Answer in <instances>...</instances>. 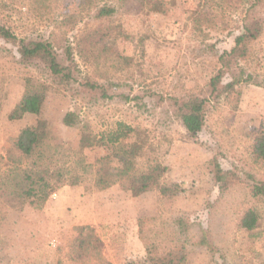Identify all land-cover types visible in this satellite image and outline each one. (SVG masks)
<instances>
[{"label": "rangeland", "instance_id": "374dc122", "mask_svg": "<svg viewBox=\"0 0 264 264\" xmlns=\"http://www.w3.org/2000/svg\"><path fill=\"white\" fill-rule=\"evenodd\" d=\"M34 1L0 0V24L26 39L64 34L74 49L73 37L95 24L94 8L107 0H92L90 5L85 0H46L43 7ZM163 1V15H116L130 37L115 41L127 61L108 57L85 63L74 49V80L47 92L40 117L50 122L56 141L71 149L77 148L80 131L61 124L68 111L77 113L95 133L114 130L117 123L140 131L148 154L167 167L163 182L168 191L132 197L117 184L92 195L77 186L83 197L70 201L71 196L58 194L60 188L50 197V206L40 210L0 205V264H100L96 257L70 259L68 246L80 225L94 229L103 245L101 257L110 264H150L141 237L156 253L183 246L186 264H264V199L252 198L245 183L220 191L212 174L216 162L244 181L247 172L264 178V165L251 167L248 160L255 135L264 131V28L253 43L256 57L241 65L252 75L251 82L231 85V74L225 75L204 126L190 134L174 116L172 98L206 94L219 68L218 56L232 47L248 4L225 11L203 0ZM57 52L64 62L62 51ZM27 77L50 81L43 67L21 64L16 47L0 39V173L5 172L12 140L35 121L29 115L7 119ZM87 82L101 85L112 97L104 98ZM84 155L93 163L103 152L96 148ZM144 165L141 161L139 167ZM248 208L260 215L258 234L252 238L238 228ZM202 238L210 247L197 244Z\"/></svg>", "mask_w": 264, "mask_h": 264}, {"label": "trees", "instance_id": "16d2710c", "mask_svg": "<svg viewBox=\"0 0 264 264\" xmlns=\"http://www.w3.org/2000/svg\"><path fill=\"white\" fill-rule=\"evenodd\" d=\"M46 0H35L42 5ZM90 5L92 0H85ZM206 6L225 11H234L241 4H248L242 17V28L234 36L232 47L218 56L219 68L207 84L206 94L188 99L172 98L173 114L181 122L184 130L190 134L199 132L205 124L209 106L219 98V85L225 75L231 74V85L249 84L252 75L245 73L242 64L256 57L253 43L260 37L264 28V0H203ZM110 0L94 8L92 27L85 28L74 36L75 51L85 63L98 62V59L114 57L123 59L118 53L115 41L130 39L122 25L115 21L119 11L123 14L134 13L138 16L166 13L163 0ZM43 7V5L41 6ZM64 36V34L62 35ZM62 36L51 35L45 39L20 38L12 28L0 24V39L16 47L19 61L23 65L37 64L46 71L49 82H41L31 77L25 78L22 95L9 111L7 119L16 121L25 116L35 117L33 124L23 127L12 140L5 153L7 166L0 173L1 207L22 210L28 207L40 210L45 207L50 197L64 186H81L85 194L106 191L121 184L132 197H139L147 192L158 191L166 194L168 188L163 178L167 167L148 154V146L140 137L141 132L123 123H117L114 130L93 132L74 111H68L61 119L66 128H78L77 148L71 149L63 141H56L50 122L40 117L47 92L55 87L62 89L74 80V63L71 45ZM57 50H61L64 62ZM259 56H257L258 58ZM127 61L128 59H123ZM259 60V59H257ZM91 89L97 88L104 98L107 96L101 85L87 82ZM1 110V107H0ZM100 149L103 155L93 163L86 160L84 151ZM248 160L251 167L264 165V131H259L249 149ZM141 161L144 166L139 165ZM213 181L220 191H227L231 186L245 183L254 199H264V178L251 172L245 174V181L230 170H223L214 162ZM181 225V220L176 221ZM260 227V215L253 209H246L238 220V228L255 237ZM75 237L68 246L71 260L80 261L96 257L100 264H110L103 260V245L89 225L75 228ZM147 248L150 264H186V251L183 246H170L163 252L156 253L151 242L141 237ZM199 246H209L200 239ZM153 249V250H152Z\"/></svg>", "mask_w": 264, "mask_h": 264}, {"label": "crops", "instance_id": "0c3cea01", "mask_svg": "<svg viewBox=\"0 0 264 264\" xmlns=\"http://www.w3.org/2000/svg\"><path fill=\"white\" fill-rule=\"evenodd\" d=\"M114 187V186H113ZM112 188V187H111ZM110 188V189H111ZM110 189H108V190H110ZM108 190H106V191H108ZM106 191H103V192H99V193H104V192H106ZM74 192H76L77 194H75ZM61 193H63V194H66V195H68V196H71L70 197V201L74 198H78V197H83V191H82V189L81 188H78V187H69V186H64V187H62L61 188V190H59L58 191V194L60 195ZM99 193H96V194H99ZM59 195H58V197H59ZM74 195H76V197L74 196ZM93 195V194H92ZM60 198V197H59ZM73 199V200H74ZM72 200V201H73ZM60 203H61V201H60ZM50 204V202H47V204H46V206H50L49 205ZM68 215H66L65 214V217H67Z\"/></svg>", "mask_w": 264, "mask_h": 264}]
</instances>
